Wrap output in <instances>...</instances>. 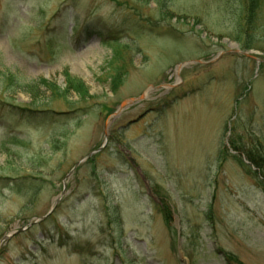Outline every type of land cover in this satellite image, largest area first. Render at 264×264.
I'll list each match as a JSON object with an SVG mask.
<instances>
[{"label": "rangeland", "instance_id": "obj_1", "mask_svg": "<svg viewBox=\"0 0 264 264\" xmlns=\"http://www.w3.org/2000/svg\"><path fill=\"white\" fill-rule=\"evenodd\" d=\"M242 7L0 0V264H264V8L244 50Z\"/></svg>", "mask_w": 264, "mask_h": 264}, {"label": "trees", "instance_id": "obj_2", "mask_svg": "<svg viewBox=\"0 0 264 264\" xmlns=\"http://www.w3.org/2000/svg\"><path fill=\"white\" fill-rule=\"evenodd\" d=\"M243 7L241 8V13L238 14V33L245 36V42L243 43V49H253L257 43H260L257 35L260 33V29L263 28L261 22V15L264 8V0H241ZM168 16V15H167ZM261 36V35H260ZM261 67H264V63L261 64ZM81 91V96L86 97L87 94ZM66 96V95H65ZM27 111V110H26ZM235 151H238L237 149ZM89 162L93 161L88 160ZM249 162L258 168L261 174H264V158L249 157ZM256 175V173H254ZM258 175V174H257ZM261 175H258V178Z\"/></svg>", "mask_w": 264, "mask_h": 264}, {"label": "water", "instance_id": "obj_3", "mask_svg": "<svg viewBox=\"0 0 264 264\" xmlns=\"http://www.w3.org/2000/svg\"><path fill=\"white\" fill-rule=\"evenodd\" d=\"M234 53H239L243 56H246V57H249L251 59H253V56H251L250 54L248 53H245V52H241V51H237V50H234L233 51ZM258 63L261 62L260 60H256ZM191 63H200V64H207V63H204V62H200V61H193ZM210 63V62H209ZM146 99V94H143L141 96H139L138 98H129L127 100H125L124 102H122L120 104V106L118 107V109L111 115L108 117V120H107V124L105 126V132H104V136H105V141H104V144L97 150L91 152L84 160H86L87 158L89 157H92L93 155H95L96 153L100 152L105 146H106V143H107V140H108V128H109V125L116 119L118 118L124 111H126L128 108H130L131 106L139 103V102H142ZM80 163H78L76 165V167L79 165ZM64 190H65V186H64ZM63 190V191H64ZM58 204V201L56 202V204L52 207V209L50 210V212L47 214V216H49L55 209V206ZM46 216V217H47ZM46 217L42 218V219H45Z\"/></svg>", "mask_w": 264, "mask_h": 264}]
</instances>
